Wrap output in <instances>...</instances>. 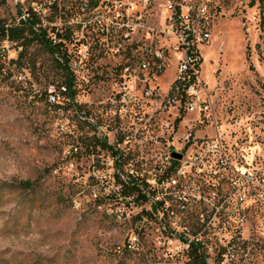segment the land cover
<instances>
[{
	"label": "rangeland",
	"instance_id": "obj_1",
	"mask_svg": "<svg viewBox=\"0 0 264 264\" xmlns=\"http://www.w3.org/2000/svg\"><path fill=\"white\" fill-rule=\"evenodd\" d=\"M95 2L0 0L65 37L76 93L38 42H0V264H264V0Z\"/></svg>",
	"mask_w": 264,
	"mask_h": 264
},
{
	"label": "trees",
	"instance_id": "obj_2",
	"mask_svg": "<svg viewBox=\"0 0 264 264\" xmlns=\"http://www.w3.org/2000/svg\"><path fill=\"white\" fill-rule=\"evenodd\" d=\"M98 2L99 0H96L93 7L97 6ZM20 16H22L20 22L15 25H7L6 23L0 21V42L6 39L13 42L17 41L24 49L27 48V46H30L33 42H38L47 50V52H50L56 58L57 62H59L60 65L66 70L67 81L65 84V92L68 93L70 100H74L76 93L73 90V77L69 69L67 55L64 51L62 52L63 40L65 37L59 33L57 34L56 38H53L51 35H49V32L42 25L40 17L33 8L27 10L25 13L20 12ZM188 53L192 55V57L196 58L194 62L195 67L198 68L202 59L199 57V52L197 51V48L194 44L190 43ZM192 77L194 78L195 75L193 74ZM177 84L182 85V82L176 80L175 85ZM96 140L97 144L109 149L112 155H117V153H119V150L115 146L113 147L109 144L108 139H106L105 136L98 137ZM116 169L120 170V174L117 173L118 178L116 183L121 187L118 191H115L119 193V196L126 198L130 197L131 195H136V198H140L143 201H147L149 199L148 195L143 192L141 187L142 185H140L136 177L130 175L127 180L121 178V171L123 172V170H121L120 163L117 164ZM20 184L28 188L33 186V183L29 180L21 181ZM157 207L158 206L156 205V210L158 209ZM190 246L198 249L197 242H191ZM198 255L199 256L197 258H199L198 260L200 264H208L202 254Z\"/></svg>",
	"mask_w": 264,
	"mask_h": 264
},
{
	"label": "built area",
	"instance_id": "obj_3",
	"mask_svg": "<svg viewBox=\"0 0 264 264\" xmlns=\"http://www.w3.org/2000/svg\"><path fill=\"white\" fill-rule=\"evenodd\" d=\"M181 27H183L184 33L186 34L185 38L183 40L184 47L186 49V56H185L186 61H185V63L182 64L180 75L174 79L173 83L170 86V90L177 92V93L185 94V93H187L190 85H192V83L194 82L196 75H197L196 73H197V70L199 69V67L198 68L195 67L194 60L196 58L192 57V55H190L188 53L190 43L194 44L196 46V43L194 42L196 26H195L193 21L192 22L188 21V23L184 22ZM204 35L206 37H208L209 33L205 32ZM193 74L195 75L194 78L192 77ZM176 80H179L180 82H182V85H180V84L175 85ZM51 99H55V95H51ZM261 182L264 185V177L262 178ZM237 198H238L240 203L241 202L243 203L246 199L245 198V192L241 188H238V190H237Z\"/></svg>",
	"mask_w": 264,
	"mask_h": 264
},
{
	"label": "water",
	"instance_id": "obj_4",
	"mask_svg": "<svg viewBox=\"0 0 264 264\" xmlns=\"http://www.w3.org/2000/svg\"><path fill=\"white\" fill-rule=\"evenodd\" d=\"M173 155L176 156V157H177V156H180V154H178V153H177V154H176V153H173Z\"/></svg>",
	"mask_w": 264,
	"mask_h": 264
}]
</instances>
